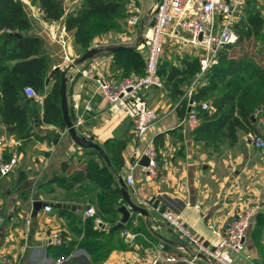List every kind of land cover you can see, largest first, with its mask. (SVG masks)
<instances>
[{"label": "crops", "instance_id": "0c3cea01", "mask_svg": "<svg viewBox=\"0 0 264 264\" xmlns=\"http://www.w3.org/2000/svg\"><path fill=\"white\" fill-rule=\"evenodd\" d=\"M23 1L34 20V30L45 39L51 68H67V100L72 119L83 112L87 103L91 105L80 131H77L100 145L109 137L126 139L118 180L119 176L124 180L125 174L132 171L134 182L127 185V190L148 214L132 211L123 227L112 236L108 235L112 223L101 219L103 224L97 226L94 218L92 226L101 233L90 238L98 245H105L107 237L110 240V249L95 256L79 244L85 234L84 222L91 216L85 213V209L90 205L95 210L98 208L95 192L77 198L49 179L55 172L62 171L63 162L77 164L81 155L83 158L94 157L102 165L103 160H109L105 150L103 154L99 151L85 154L66 128L54 124H36L34 130L40 137L19 148V139L9 134L0 120V139L5 142V153L10 154V150L16 148L19 154L17 166L7 176L0 177V251L19 257L21 264H152L153 261L171 262L168 257L182 261L193 254L195 247L176 235L162 218V209L176 210L202 238L215 242L217 235L209 224L221 226L238 203L251 201L261 204L256 212L260 215L255 214L247 228L242 251H231V256L235 264H261L264 257V157L251 143L252 132L238 129L234 143L225 139L216 149L206 147L192 133L199 120L192 124L183 123L189 104L184 110L181 96L172 97L166 88L151 86L147 102L156 111L157 118L145 134L138 136L131 118L124 112L111 111L107 98L97 86V78L108 75L111 64L113 66L114 51L102 50L82 63L69 66L81 53L73 33L65 28L62 18L47 21L42 18L38 6L30 0ZM80 1L64 0L65 8H76ZM245 1V9L241 12L244 15L241 14L240 18L250 8L264 14V0ZM154 2L126 0L129 15L125 21L131 15L138 17L136 23L127 24L131 39L117 41L116 30H110L96 37L91 45L123 44L138 50L145 60L146 50L139 32L150 22ZM55 32L65 35V46L53 37ZM178 41L183 46L190 44ZM165 47L164 44L162 57L179 64L178 53L168 52ZM193 55L198 56L197 53ZM237 77L238 71L234 75V83L238 85ZM35 101L41 115L43 99ZM206 101L210 103L209 99ZM257 126L264 137L261 119ZM149 137L154 139L158 154L156 173L148 172L139 164ZM86 182L95 185L94 180ZM95 191H100L98 186ZM35 199L45 201L51 208L47 210L42 206L33 214ZM56 201L74 203L79 207L54 206ZM124 203L125 199L121 204ZM121 215L118 209L117 221ZM259 222V230L255 232ZM53 230L60 231L61 243H55L51 238ZM195 264L218 263H210L201 257Z\"/></svg>", "mask_w": 264, "mask_h": 264}, {"label": "trees", "instance_id": "16d2710c", "mask_svg": "<svg viewBox=\"0 0 264 264\" xmlns=\"http://www.w3.org/2000/svg\"><path fill=\"white\" fill-rule=\"evenodd\" d=\"M30 1L39 7L43 19L62 18L82 52L96 37L118 30L120 19L129 15L126 0H81L76 8L69 10L65 8L64 0ZM234 26L238 32L237 41L219 49L216 61L202 75L190 96L197 102L210 100V109L199 110V121L192 133L212 149L225 139L234 143L238 129L263 136L257 123L261 119L264 124V14L258 9H246L245 16H239ZM249 45L254 49L251 50ZM113 55L109 77L119 79L144 72V60L135 48L120 49ZM179 60V64L173 63L161 55L158 73L169 94L181 96L180 103L186 110L190 99L184 93L200 66L196 55L185 53ZM52 69L45 39L34 30V20L26 3L0 0V120L8 133L19 139V148L40 137L34 130L36 124L66 128L60 106L61 69L51 73ZM237 71L238 85L233 77ZM25 85H31L43 94L41 115L35 99L24 92ZM125 142V138L109 137L101 143L109 162L103 160L100 165L94 157L83 158L81 155L77 164L63 162L62 171L55 172L49 179L77 198L95 192L98 208L86 218L85 234L79 244L97 257L110 249V240L107 237L104 250L105 245H98L90 238L101 233L92 226L94 218L99 215L102 220L114 224L117 207L124 201L117 173L124 162L122 149ZM82 148L85 154L98 153L93 147ZM86 180H94L95 185ZM97 186L100 191L96 192ZM256 215L259 216V212ZM121 227L110 230L108 235L112 236ZM259 227L260 222L254 231Z\"/></svg>", "mask_w": 264, "mask_h": 264}, {"label": "built area", "instance_id": "2783aa9c", "mask_svg": "<svg viewBox=\"0 0 264 264\" xmlns=\"http://www.w3.org/2000/svg\"><path fill=\"white\" fill-rule=\"evenodd\" d=\"M245 0H156L151 8V20L144 26L142 45L147 48L144 60V72L132 73L119 79H113L108 75L97 78V86L105 95L111 111L124 112L133 122L134 130L138 136L145 134L151 124L156 120V111L147 102V92L151 86L164 87V81L158 73L165 38H178L181 41L202 48L198 53L199 71L188 84L185 95L189 97V109L183 118V123L192 124L199 120L200 109H210L208 101H195L190 96L200 81L202 75L216 61L219 49L228 43L237 41L238 32L234 23L241 5ZM138 17L131 15L127 21L136 23ZM169 26L170 29L166 30ZM188 32L189 36L182 35ZM62 46H65L66 38L61 32H55L54 36ZM68 58L67 55H65ZM27 96L41 101L43 94L35 90L31 85L24 86ZM91 110L87 103L83 112L73 120L77 128L85 120V114ZM252 145L260 151L264 157V137L251 134ZM5 142L0 139V177L9 174L18 164V150H10V155L5 154ZM143 154L149 158V164L144 166L148 172L156 173V148L154 139L149 137L143 149ZM124 181L127 185L133 184L132 171L125 174ZM259 202L238 203L232 212L224 219L219 227L209 224L217 235L215 242H209L202 238L187 222L179 216V213L171 208L162 209V218L172 227L176 235L194 245L193 254L184 257L182 261H175V257H168L171 262L161 264H195L198 258H205L210 263L235 264L231 251L241 252L244 247V239L254 215L261 208ZM49 210L51 205L45 204ZM85 213L93 215L95 208L90 205ZM29 222V219H27ZM97 226L102 225L100 217L95 216ZM55 243L63 241L60 231L53 230L50 233ZM0 264H21L17 256L0 251ZM155 264V261L152 262ZM261 264H264V257Z\"/></svg>", "mask_w": 264, "mask_h": 264}, {"label": "water", "instance_id": "95a60500", "mask_svg": "<svg viewBox=\"0 0 264 264\" xmlns=\"http://www.w3.org/2000/svg\"><path fill=\"white\" fill-rule=\"evenodd\" d=\"M143 28V27H142ZM142 30V29H141ZM141 30L139 32V39L142 38ZM18 34V33H16ZM128 46H125L123 44H110V45H105V46H92L87 48L85 51H83L80 55H78L69 66L75 65L82 63L88 58L93 57L95 54L102 50H108V51H116L122 48H127ZM59 68L58 66H54L51 73ZM66 70L67 68L61 69V83H60V106H61V111H62V117L65 122L66 130L69 133L70 137L81 147H93L97 149L100 153H104L103 148L101 145L92 139L86 137L85 135L80 134L76 127L73 124V120L71 118V115L69 113V107H68V100H67V85H66ZM139 164L143 166H147L149 164V158L146 154H142L140 159H139ZM119 182L121 184V192L122 196L125 199L124 204H120L118 206L119 211L122 213L120 219L116 221L114 224H112L109 227V230L113 231L125 224L127 219L129 218L131 212L133 211H138L143 214H148L147 209L136 203L132 197L131 194L127 190V184L123 180L121 176H119ZM46 204L45 201H41L38 199H35L33 201V214L36 212V210ZM54 206H65V207H70L72 209H76L79 207L77 204L74 203H66V202H60L56 201L53 203ZM161 261L155 262V264H161Z\"/></svg>", "mask_w": 264, "mask_h": 264}, {"label": "rangeland", "instance_id": "374dc122", "mask_svg": "<svg viewBox=\"0 0 264 264\" xmlns=\"http://www.w3.org/2000/svg\"><path fill=\"white\" fill-rule=\"evenodd\" d=\"M155 0H149V2H154ZM245 2L246 1H244V3H243V5L240 7V10H239V12H238V14H237V18H236V21L238 20V18H239V16H241V14H243V13H241V12H243L244 11V9H245V6H244V4H245ZM243 7V8H242ZM245 14H246V12H245ZM244 15V14H243ZM242 15V16H243ZM124 21V22H123ZM119 24H120V26L118 27V30H116V32L115 33H117V34H115V40H117V41H125V40H127V39H131L132 38V36H129L128 34L131 32V30H129L127 27H128V25L127 24H130L128 21H125V19L124 18H122V19H120V22H119ZM170 29V27L169 26H167L166 27V30H169ZM137 30V28H135L134 29V31H136ZM141 32H142V30H141ZM182 35H184V36H189V33L188 32H183L182 33ZM165 45H166V47H165V49H168V52H176V53H178L177 54V56H178V59L180 58L179 56L181 55V54H185V52H188V54H190L191 56L193 55V54H198V53H201L202 52V48L201 47H199V46H196V45H192V44H189V45H187V46H183V45H181V44H179V39L178 38H176V40H175V38H171V37H166L165 38ZM105 41V40H104ZM103 41V42H104ZM92 46H101V44L100 45H90L89 47H92ZM104 46V45H103ZM88 47V48H89ZM251 50L252 49H254V47L252 46V45H249L248 46ZM190 49V50H189ZM145 50L147 51V48L145 47ZM189 50V51H188ZM81 53H82V51H81ZM80 53V54H81ZM79 54V55H80ZM235 75V74H234ZM234 75H233V77H234ZM77 130L78 131H80L79 130V128H77ZM8 175V174H7ZM7 175H5V176H7ZM5 176H3V177H5Z\"/></svg>", "mask_w": 264, "mask_h": 264}]
</instances>
